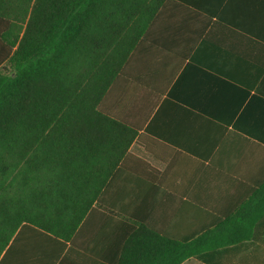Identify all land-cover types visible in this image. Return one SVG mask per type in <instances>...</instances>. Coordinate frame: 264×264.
I'll return each mask as SVG.
<instances>
[{"label": "crops", "instance_id": "1", "mask_svg": "<svg viewBox=\"0 0 264 264\" xmlns=\"http://www.w3.org/2000/svg\"><path fill=\"white\" fill-rule=\"evenodd\" d=\"M123 71L108 109L164 145L167 159L132 143L62 264L115 262L133 222L110 206L178 240L220 221L235 243L208 261L264 264V0H165ZM45 240L22 228L0 264H59L68 244L57 255Z\"/></svg>", "mask_w": 264, "mask_h": 264}, {"label": "trees", "instance_id": "2", "mask_svg": "<svg viewBox=\"0 0 264 264\" xmlns=\"http://www.w3.org/2000/svg\"><path fill=\"white\" fill-rule=\"evenodd\" d=\"M164 1L0 0V261L28 227L57 255L68 244L62 264L132 143L166 161L164 145L106 104ZM107 209L133 222L113 264L208 261L236 239L220 221L190 239L152 235L136 212Z\"/></svg>", "mask_w": 264, "mask_h": 264}]
</instances>
